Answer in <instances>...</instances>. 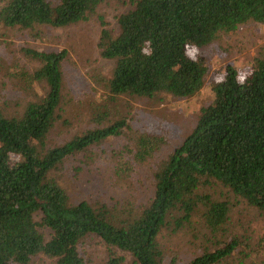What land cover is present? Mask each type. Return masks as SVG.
<instances>
[{"label": "trees", "instance_id": "trees-1", "mask_svg": "<svg viewBox=\"0 0 264 264\" xmlns=\"http://www.w3.org/2000/svg\"><path fill=\"white\" fill-rule=\"evenodd\" d=\"M102 1L0 0V24L31 31L66 27L88 20ZM248 22L264 24V0H127L115 31L101 21L97 49L113 67L107 76L93 74L104 90L91 101L95 127L59 143L49 136L58 121L68 122L60 108L65 51L26 48L38 66L8 69L20 102L10 109L0 100V264H30L38 255L56 264H94L81 252L87 237L111 250L105 264L123 262L112 250L127 253L134 264H174L165 261L163 229L217 237L180 264H219L234 253L240 239L224 235L233 203L215 197L213 189H225L264 219V43L247 72L224 67L190 132L156 164L153 191L141 211L128 201L119 207L73 203L52 172L93 144L126 136L119 96L162 101L197 94L207 72L197 49ZM169 137L158 125L140 129L117 152L115 174L134 177Z\"/></svg>", "mask_w": 264, "mask_h": 264}, {"label": "rangeland", "instance_id": "rangeland-1", "mask_svg": "<svg viewBox=\"0 0 264 264\" xmlns=\"http://www.w3.org/2000/svg\"><path fill=\"white\" fill-rule=\"evenodd\" d=\"M126 9L127 0H104L88 20L66 27L40 26L31 31L0 24V100L8 103L10 109L15 106L17 99L20 102L21 98L15 90L17 79L8 75V69L12 71L16 65L26 69L38 66L26 54V48L40 51L64 50L65 57L60 64V108L68 121V127L58 121L49 140L51 143H59L87 128H94L89 117L93 108L91 101H99L97 90H101L93 81V74L97 70L107 76L113 67V61L102 58L97 49L101 21L115 31L116 17ZM263 43L264 24L248 22L232 32L219 34L212 42L198 48L197 53L203 56L207 72L203 87L191 97H169L159 101L119 96L117 109L127 118L129 125L125 128L126 136L108 138L93 144L83 155L77 154L67 159L52 172L56 181L65 188L70 201L75 203L87 199L110 207H119L128 201L132 203L133 210L141 211L147 206L153 191L156 164L190 132L199 110L212 99L211 86L222 78L224 67L233 65L241 73L247 72L252 58ZM111 118H117V110L111 114ZM152 124L169 131L167 143L161 147L157 157L136 167L134 177L117 176L114 172L117 152L125 149L140 129ZM213 191L215 197L228 198L233 203V218L225 226L224 235H228V239L231 238L230 234L240 239L235 252L219 264H264V254L261 255V250L264 251V219L251 207L230 196L225 189L214 188ZM216 236L219 237L218 234ZM206 237L195 229L186 228L177 232L163 229L159 241L163 246L165 261L180 264L201 254L217 238ZM80 248L94 264H105L111 256L109 247L96 237H87ZM112 252H115V257L123 258L121 264H134L127 253L118 250ZM30 264L56 263L51 258L38 255Z\"/></svg>", "mask_w": 264, "mask_h": 264}]
</instances>
